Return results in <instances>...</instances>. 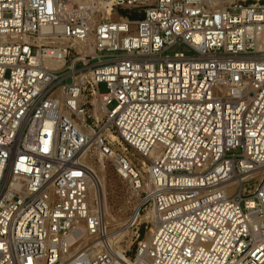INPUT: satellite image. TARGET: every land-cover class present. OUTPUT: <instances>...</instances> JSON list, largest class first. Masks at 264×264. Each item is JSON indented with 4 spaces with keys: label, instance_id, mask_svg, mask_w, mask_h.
Masks as SVG:
<instances>
[{
    "label": "built area",
    "instance_id": "1",
    "mask_svg": "<svg viewBox=\"0 0 264 264\" xmlns=\"http://www.w3.org/2000/svg\"><path fill=\"white\" fill-rule=\"evenodd\" d=\"M0 264H264V0H0Z\"/></svg>",
    "mask_w": 264,
    "mask_h": 264
},
{
    "label": "rangeland",
    "instance_id": "2",
    "mask_svg": "<svg viewBox=\"0 0 264 264\" xmlns=\"http://www.w3.org/2000/svg\"><path fill=\"white\" fill-rule=\"evenodd\" d=\"M121 13L126 15L125 12ZM134 18H138V16L134 15ZM99 91L101 94L107 93L106 83H101L99 85ZM113 108H115V104L109 106V109ZM106 172L108 202L111 207V212L116 220V222L112 221L111 228L117 229L122 226L126 219L130 216L134 208V202L128 194L127 182L125 179L120 176L110 164H106Z\"/></svg>",
    "mask_w": 264,
    "mask_h": 264
},
{
    "label": "bare ground",
    "instance_id": "3",
    "mask_svg": "<svg viewBox=\"0 0 264 264\" xmlns=\"http://www.w3.org/2000/svg\"><path fill=\"white\" fill-rule=\"evenodd\" d=\"M91 169L96 174V177L93 179V183L91 185V197L93 200L97 196L101 198L102 209L105 214L106 222L112 227V221L116 222V220L111 212V207L108 202L106 163L104 160L99 161L98 163L91 165Z\"/></svg>",
    "mask_w": 264,
    "mask_h": 264
}]
</instances>
